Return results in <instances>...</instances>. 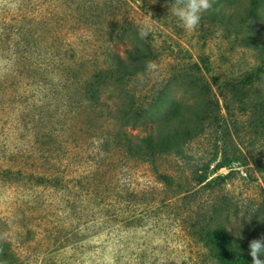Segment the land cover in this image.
<instances>
[{"label": "rangeland", "instance_id": "374dc122", "mask_svg": "<svg viewBox=\"0 0 264 264\" xmlns=\"http://www.w3.org/2000/svg\"><path fill=\"white\" fill-rule=\"evenodd\" d=\"M248 3L188 32L173 0H0V236L27 264H216L193 234L217 218L240 245L264 237V5ZM125 20L152 26L155 53L129 80L103 62L125 55L109 39ZM174 101L196 135L135 155L134 111Z\"/></svg>", "mask_w": 264, "mask_h": 264}, {"label": "trees", "instance_id": "16d2710c", "mask_svg": "<svg viewBox=\"0 0 264 264\" xmlns=\"http://www.w3.org/2000/svg\"><path fill=\"white\" fill-rule=\"evenodd\" d=\"M212 2L214 3L213 14L217 15L221 12V17L228 20L230 11L224 12V10H230L229 7L234 6V0H212ZM263 5L264 0H249L245 18H255ZM129 23L127 20L117 21L116 25L109 31L111 41L122 42L125 55L121 56L119 52L108 48L103 52L105 54L103 62L107 64L105 71L121 80H129L133 75L144 71V67H140V64L146 66L155 57L150 44L145 40H140L138 29L134 24ZM129 38H134V40L127 41ZM126 41L131 43L129 47L126 46ZM136 63L137 67L134 65ZM154 100L152 99V102L147 103V105H154ZM183 107L182 103L174 101L165 107L160 116L153 118L148 106H139L133 113L134 120H138L137 122L141 123V128H144L146 132L137 141L129 145L130 150L146 160L153 158L157 152L162 150H180L185 142L196 135L201 126L200 118H196L197 122L193 124L191 118L186 117L182 111ZM145 119L148 120L145 121ZM224 159L216 162L211 168H209L210 163L203 165L201 171L195 175L197 183L211 186L217 183L219 179H223L225 177L223 175H212L219 168L228 166L229 162ZM30 177L41 179V176H34L33 174H30ZM215 211V208L211 210V216L215 217ZM196 225L194 237L200 241L216 264H252L248 247L240 245L235 240L222 220L217 218L214 224L205 222L204 224H197L196 222L194 226ZM0 264H27L25 258L14 248L11 242L1 236Z\"/></svg>", "mask_w": 264, "mask_h": 264}, {"label": "clouds", "instance_id": "9594fccd", "mask_svg": "<svg viewBox=\"0 0 264 264\" xmlns=\"http://www.w3.org/2000/svg\"><path fill=\"white\" fill-rule=\"evenodd\" d=\"M211 8L212 0H173L170 11L182 28L188 32H193L199 26L203 14ZM151 32L152 26L148 23L138 26L140 40L147 39ZM248 254L252 264H264V237L249 242Z\"/></svg>", "mask_w": 264, "mask_h": 264}]
</instances>
